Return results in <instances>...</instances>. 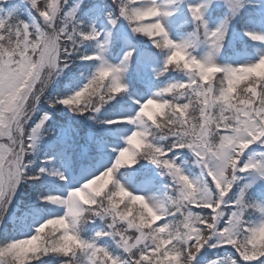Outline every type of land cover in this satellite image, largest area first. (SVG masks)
Listing matches in <instances>:
<instances>
[{
    "label": "snow or ice",
    "instance_id": "1",
    "mask_svg": "<svg viewBox=\"0 0 264 264\" xmlns=\"http://www.w3.org/2000/svg\"><path fill=\"white\" fill-rule=\"evenodd\" d=\"M28 2L30 23L12 14L0 18V225L22 184L43 175L67 183L63 173L49 167L54 158L31 174L48 131L50 116L40 114L43 103L53 109L63 105L98 124L122 125L126 135L110 149L111 163L79 187L38 194L42 205L57 211L32 209L27 235L0 241V264H44L46 257L55 264H197L206 249L231 250L209 264H264V205L251 198L255 181H264V160L244 162L253 145L264 146V73L259 71L264 55L239 67L220 66L215 59L247 0H224L230 15L214 30L205 19L213 0H111L107 30L83 21L85 0ZM181 6L193 30L177 42L166 23ZM121 22L159 52L162 64L151 69L156 80L170 73L182 77L146 100L129 96L137 106L133 114L102 119L107 105L128 95L125 81L137 55L133 47L119 64L107 59ZM244 35L264 43V35ZM202 46L207 51L197 57ZM77 61L94 69L79 89L46 97ZM185 152L198 174L177 163ZM141 161L155 165L165 178L161 196L136 194L120 183L121 170ZM246 176L255 180L245 182Z\"/></svg>",
    "mask_w": 264,
    "mask_h": 264
},
{
    "label": "rangeland",
    "instance_id": "2",
    "mask_svg": "<svg viewBox=\"0 0 264 264\" xmlns=\"http://www.w3.org/2000/svg\"><path fill=\"white\" fill-rule=\"evenodd\" d=\"M26 1V0H24ZM164 2V0H161ZM205 0H188V3L191 4H198L203 3ZM254 4L258 9L260 8L261 11L264 12V0H247V3ZM225 7V16L215 18L214 14H212L213 9L217 6ZM5 8L4 5L0 7V18H4L2 11ZM11 8V7H10ZM92 9H97V11L89 10L86 13H81L83 21H86L88 24H95V26L101 30H107L110 28L109 25L106 23V16H104V11L99 7H94ZM229 11L227 6L224 3V0H213L208 12L206 13V21L209 24L210 29H216L219 27L226 18L229 17ZM32 19V16H31ZM30 19V22H31ZM151 19V18H149ZM238 22V16L235 19H232L229 24V29L231 28L232 33H228L229 35V43H233L235 34L233 24ZM147 23V20L145 21ZM191 23V17L187 12L186 6H181L180 10L177 12L176 16L172 17L167 23L166 27L168 28L170 35L174 40L177 42L180 41L182 35H186L187 33L191 32L193 28ZM232 26V27H231ZM228 29V31H229ZM251 32L258 33L264 35V21L260 20L258 26L254 28ZM235 34V35H234ZM114 41L109 48V52L107 55V59L110 63L116 65L119 64L120 60L125 51L129 50L130 48H135L137 51V55L134 58V63L132 69L129 71L126 77V83L128 84V106L122 108L112 119H116L123 115H131L135 112L137 106L132 103V100L129 99V96L132 99H139V100H146L147 98L151 97L152 94L159 89L163 88L167 83L173 82V80L169 79L163 86H159L156 84L154 80V74L151 71L153 68H159L162 64V57L160 56L159 52L152 48L151 44L144 38L140 36H135L131 33L130 29L127 27V24L121 22L117 29L113 31ZM228 36H226V39ZM119 47L117 52L115 51V46ZM254 50L251 53H246L244 55H233V57L226 56V42H224V47L216 56V63L220 66H232V67H239L244 66L247 64H252L258 61L260 56L264 55V43L253 41ZM207 49L202 46L200 47L194 54L197 57H202L205 55ZM148 54H151V58ZM146 65L148 67H146ZM143 78L145 91H140V89H133V78L135 75H141ZM90 76V75H87ZM141 80V79H139ZM85 82L84 80H80V84L71 90V93L75 90H78L82 83ZM144 88V87H142ZM60 111L63 114H71L70 110L65 108L63 105L58 106ZM76 121L80 123L79 126H75L73 121H69L66 126L61 127V129L57 132L56 137L60 139L62 142H66L67 146L73 148L75 151L72 152L71 148L64 149L61 154L58 155L55 163L49 165V167H54L55 169L59 170V172L63 173L67 178V183L60 181L57 177L49 176L46 177V190L44 194H56V193H63L66 192L69 188L72 187H79L80 184L83 183L84 178L89 176L91 173L95 172L97 169L105 167L111 163V158L114 155L110 149L116 147L123 143V137L126 135V129L122 125L108 127L105 130V135L103 138H99L95 134V130L93 126L95 125L93 120H83L82 122L76 118ZM85 128H80V127ZM107 126V125H104ZM88 128L90 130H88ZM93 129V130H92ZM108 136L109 139L105 136ZM84 139V140H83ZM87 139V142H86ZM83 140V141H81ZM81 142L83 143L82 145ZM96 144L97 154L94 157H91L94 154V151L91 150L88 144ZM49 142H46L43 139L40 141L38 145V150H40L41 146L48 145ZM92 153V154H91ZM89 155L86 159L87 162H84V157ZM248 160H264V146L262 145H253L246 153L244 157V162ZM183 161V159H182ZM178 163V161H177ZM184 164V163H183ZM182 165V164H181ZM45 165H43L44 167ZM183 166V165H182ZM187 171L192 172L193 174H198L197 172L189 169L187 164L183 166ZM137 175H127L125 169L121 170V175L119 176L120 183L125 184L130 191H133L136 194H143L144 191H147L149 195L153 196H161L163 193V184L159 182L157 183L154 179H149L147 181H151L152 183L145 186L142 181L137 179ZM255 180L254 176H246L245 182H252ZM23 188V184L21 185L20 190L17 193V197L13 202V205L9 208H13L14 205L16 206L17 200L21 198V191ZM29 198L27 202H31V205H35L37 200V204L41 201L36 197H31L28 195ZM27 196V197H28ZM251 198L264 205V181L256 180L253 189L251 190ZM34 202V203H33ZM45 214L49 212L57 211L52 206H46L43 208ZM19 212V213H18ZM18 216L20 220V227L19 228V238L24 237L27 235L28 232V225L33 223V216L34 213H30L26 210H18ZM27 214V215H26ZM12 217V216H11ZM15 217L13 216L12 219ZM256 219L253 220L255 222ZM1 230V226H0ZM210 249H208L209 251ZM222 259L221 257L217 256L214 260ZM209 264V263H208Z\"/></svg>",
    "mask_w": 264,
    "mask_h": 264
},
{
    "label": "trees",
    "instance_id": "3",
    "mask_svg": "<svg viewBox=\"0 0 264 264\" xmlns=\"http://www.w3.org/2000/svg\"><path fill=\"white\" fill-rule=\"evenodd\" d=\"M98 4L101 6L103 10H105V14L107 16L108 12L112 10L111 6V0H85L84 4V12H87L94 6H98ZM2 5H0L1 7ZM5 8H3L2 14L4 18H7L9 14H12L14 16H18L21 20H25L30 23L31 16H33V12L31 10V5L28 2V0H8L7 4H4ZM246 6L247 3H246ZM244 7L240 10V19L239 22V30L242 32L249 31L253 26H255L258 22V17L256 14H254L251 10V8ZM11 7V8H10ZM233 43H229V48L227 50V54L233 56V55H244L248 52H251L253 50V45L249 43L247 40H244L238 36H235ZM229 40V37H228ZM91 71H94V69H89L87 66L82 65L79 61H77L75 64L71 66V68L66 69L64 74L61 75L56 82L50 86L49 90L46 93V97L48 98H54L56 96L64 97L70 94L71 90L75 87H77L80 84V80L84 78L87 74H91ZM219 76V75H217ZM182 77V74L180 73H170L168 76L161 78L159 82H157L158 85H163L166 83L167 80L171 79H180ZM240 87H243V84L240 85ZM124 100L125 96H118L115 100H113L109 105L106 106V109L103 111L101 118L102 119H112L116 113H118L119 109L124 107ZM47 113L50 116L49 121L47 122V133L44 135V140L46 142H49L48 145L41 146L40 150H37V153L35 155L36 163L33 165L31 169V174H39V169L43 167V161L54 158L57 159L58 155L62 153L64 149L71 148L67 146L66 142H62L59 139L56 138L57 132L61 129V127L66 126V124L69 121H73L75 126H79L80 123L76 121V118H78L81 122L83 120H92L89 118L88 115L85 116H79L75 113L71 114H63L59 107L53 109L49 108L47 103H43L41 105V115ZM94 121V120H93ZM95 125L93 126V129L97 134H102L104 127L103 124H98L94 121ZM85 128V127H80ZM92 129V130H93ZM102 131V132H101ZM84 140V139H83ZM81 140V141H83ZM83 143L81 142V145ZM72 152L75 151L73 148H71ZM182 158L183 161L181 160ZM180 161H178L179 164H187V167L195 172H197V169L194 167L193 163V157L191 153L185 152L184 154L180 155L179 158ZM184 163V164H183ZM135 171L139 172L137 179L139 180H149V178H155L158 180L159 184L165 183L162 177L159 175V169L155 167V165H152L149 161H141L139 164H137L135 167ZM46 175H43L39 181H36L34 183L30 184H23V188L21 191V198L17 202L15 209L13 210L12 218L8 221V224L4 226L0 231V241L4 239H12L15 237H18L19 235V228L20 227V220L18 216H16L19 212L18 210H26L32 213V209H40L45 208L42 203L40 205H31V202H27V199L29 198L28 195H31V197H36L38 194H44V191L46 190ZM28 196V197H27ZM137 207H139L137 205ZM18 212V213H17ZM14 213H17L14 215ZM18 226V227H17ZM92 233L89 232L88 235H91ZM109 244L111 242H108ZM229 255H231L230 249H222L221 251L212 252L208 251L206 249L204 252L201 253L200 257H198L197 264H208L210 260L214 259L215 257L219 256L221 258H226ZM52 261L53 264H55V258H45L44 264H49V261Z\"/></svg>",
    "mask_w": 264,
    "mask_h": 264
},
{
    "label": "clouds",
    "instance_id": "4",
    "mask_svg": "<svg viewBox=\"0 0 264 264\" xmlns=\"http://www.w3.org/2000/svg\"><path fill=\"white\" fill-rule=\"evenodd\" d=\"M259 71L261 73H264V66H261L260 69H259ZM241 75H245V74H241ZM261 239H264V236H262Z\"/></svg>",
    "mask_w": 264,
    "mask_h": 264
}]
</instances>
